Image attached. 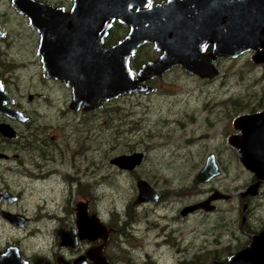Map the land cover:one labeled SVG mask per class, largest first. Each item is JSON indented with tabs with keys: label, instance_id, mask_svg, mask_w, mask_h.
<instances>
[{
	"label": "rangeland",
	"instance_id": "374dc122",
	"mask_svg": "<svg viewBox=\"0 0 264 264\" xmlns=\"http://www.w3.org/2000/svg\"><path fill=\"white\" fill-rule=\"evenodd\" d=\"M5 6L6 2H1L0 7ZM5 16L14 39L7 40L13 41L8 49L9 57L25 55L28 51L33 58L31 44L23 45L26 39H22L21 33L27 31L24 20L12 12ZM152 47L135 59L132 65L135 70L149 60L145 54ZM31 62L30 59L26 65L5 67L11 76L8 87L16 95L18 90L24 95H34L31 101L26 97L21 101L32 112L35 123L46 125L48 141L58 145L56 152H52L57 169L72 167L90 172L86 180H90L91 189L95 184L96 208L102 217L107 219L110 211L117 209L119 216L125 218L124 211L138 194L139 178L170 195V203L134 210L139 222L134 228L130 225L125 228L124 234L133 235L126 237L128 241L122 247L121 239L125 237L116 235L118 247L112 249L116 264H127L125 257L134 264H192L197 259L211 262L215 255L226 257L229 251H237L249 243L247 233L240 227L239 193L250 183L251 173L238 159L231 160L236 157H228L236 154L230 147L228 134L234 132L233 121L239 113L264 109V64L254 62L253 52L218 59L219 74L214 79L190 74L182 65L176 66L164 76L149 81L155 87L153 91L124 94L95 112L84 114L69 107L71 94L66 86L48 81L42 65ZM211 150H218L222 156L223 175L215 182H196V175ZM133 151L147 153L134 175L120 172L109 161ZM33 153L37 157L39 150ZM62 157L64 163L60 162ZM215 185L231 195L229 200L216 202L219 212L201 210L187 216L181 214L185 205L199 200ZM261 191L262 196L253 201L254 210L248 215L253 230L264 228V188ZM79 198L82 199L81 194ZM0 232L2 240L10 242L22 235L2 220ZM50 236V240L43 242L49 255L52 253L49 244L56 242L52 229ZM165 237L171 245H158ZM214 250L220 252L206 256Z\"/></svg>",
	"mask_w": 264,
	"mask_h": 264
},
{
	"label": "water",
	"instance_id": "95a60500",
	"mask_svg": "<svg viewBox=\"0 0 264 264\" xmlns=\"http://www.w3.org/2000/svg\"><path fill=\"white\" fill-rule=\"evenodd\" d=\"M14 3L39 30L42 68L47 78L60 79L71 88L70 106L74 110L93 111L124 94L151 92L155 87L147 81L164 76L175 65H182L190 74L214 79L219 74L217 60L223 57L236 58L255 51L254 61L264 63V0H169L153 4L149 0H75L70 12L36 0ZM115 19L128 25L129 30L121 40L107 46L105 40ZM148 42L159 55L135 71L132 60L139 47ZM8 101L14 99L0 78V112L27 119ZM234 125L241 132L230 137V144L238 149L244 166L258 177L243 192L246 194L264 180V109L240 114ZM0 128L13 130L8 123H1ZM145 155L144 151L122 153L110 162L132 170L143 162ZM220 174V166L211 153L196 179L208 182ZM137 185V202L158 200L159 194L148 180L141 178ZM220 196L188 205L181 214L185 216L201 208L208 211L210 201ZM5 215L16 225L24 223L19 221L22 216L10 212ZM89 232L108 235L97 216L87 218L83 211L79 236L85 237ZM60 236L61 244L77 243L75 230L62 229ZM4 258L6 262L2 264H26L15 245L0 253V260ZM73 264H84V260L80 257ZM96 264L109 262L98 253ZM212 264H264V230L254 236L250 247Z\"/></svg>",
	"mask_w": 264,
	"mask_h": 264
},
{
	"label": "flooded vegetation",
	"instance_id": "af4514ba",
	"mask_svg": "<svg viewBox=\"0 0 264 264\" xmlns=\"http://www.w3.org/2000/svg\"><path fill=\"white\" fill-rule=\"evenodd\" d=\"M36 1L48 5H53L57 8H62L66 12H70L75 4V0ZM1 2H6L7 6L0 7V30L2 31V34L0 35V78L3 81L7 93L14 99L13 102L8 101V105L16 110L21 111L27 117V119H23L20 116H13L8 113L0 112V124L8 123L13 128L11 132L6 130L4 131L0 128V220H2L5 224L10 225L13 229H15V231H20L19 234H22L21 238H18L17 241L10 242L7 240H2L3 237L0 232V253L6 252L11 245H15L19 249L21 259L26 262V264H73L75 260L80 257L83 258L84 264H96L97 255L98 253H100L109 262V264H116V260H114L112 257V249H116L118 247V245L115 243L116 235H123L125 237V240L121 239V247L125 242L128 241L126 237L133 235V233L130 232L126 233V235L124 234L125 228L127 229L129 225L134 228L139 222L140 217L138 216V214L136 217V213L134 210H137V208L139 207L146 208V206L152 204L157 205V203L161 202H164V204H166L167 202L170 203V195L166 196L163 192L161 193L160 190H157L151 184L159 194L158 200L137 202V194L135 196L134 203L132 205H129L127 210L124 211L125 218H121L119 216L121 215L120 211L115 209L111 210L109 217L105 219L101 216L100 212L96 208L95 184L91 189V186L89 184L90 180H86V178H88L87 174L90 172L86 169L85 171H83L81 170V168L73 169L72 167H61L60 170L57 169V159L56 157H53L55 154L52 152H56V150L58 149V145L56 143L48 141L49 136L47 134L46 125L39 126L37 123H35V120H33L32 118V112L28 110L25 102L21 101V98L24 97L31 101L34 98V95L32 93H29L28 95L20 93L17 86L16 87L19 94L16 95L15 93L11 92L8 87V82L11 79L10 70L5 68L8 66H15L17 64L26 65L30 63V59L32 62H38L42 65L41 56L38 54L41 34L37 27L31 24L29 16L19 11L16 4L14 3L15 0H0V6ZM149 2L151 4L164 3L169 2V0H149ZM34 3L38 4L36 2ZM9 12H12L18 18H22L26 23L25 28L27 29V31L21 33V35L22 39H26V41L23 42L24 46H28L27 44H31L29 48L32 50L33 58H30L28 51L25 52V55L13 58L9 57L8 49L13 43V41L7 42V40H9L10 38L13 39L10 27H8L7 24V18L5 16ZM116 24L127 26L129 30L128 25L120 22L118 19H115L105 40V44L107 46H111L116 43L109 42L111 33ZM127 32L124 34V36L127 34ZM210 48H212L211 45ZM251 52H253L254 56L255 51ZM176 66L179 65H175L174 67ZM48 81L66 86L70 90L72 102V90L66 85L64 81L53 78H48ZM149 81L147 82L149 83ZM70 104L69 107L71 108ZM71 110L77 113L84 114L95 112L97 109L93 111H85L82 108H80L79 110H74L71 108ZM261 110H263V108L258 110H251L249 112L243 111L237 116L242 113H254ZM233 126L235 129L234 132L228 134L229 144L230 137L241 132L240 129H237L235 127L234 121ZM45 146L49 148L45 150ZM230 147L235 149L236 154H231L228 157H236V159L231 160L238 159L239 161H241L238 149L231 144ZM34 150H39L37 157L35 155L36 152L33 153ZM77 153V150L73 152L74 155H76ZM211 153L216 157V160L221 169V174L208 182H200L197 179L195 180L196 182L205 184L215 182L216 178L223 175L224 169L223 162L220 161L222 159V156H220V152L218 150H211L206 155V159ZM146 157L147 153L145 155V158ZM145 158L143 162L145 161ZM60 162L64 163L65 158L62 157ZM143 162L132 170L120 168V172L134 175L139 167L143 164ZM246 170L251 173V180L246 188L239 193L242 202V221L240 227L245 231V233H247L249 243H247L244 247L238 249L237 251H233L231 253L229 251L226 257H223L224 254L220 255L223 258L215 255L216 258H214L211 262L197 259L194 260L192 264H212L214 261L226 260L231 255L239 252L241 249L250 247L252 245L254 236L264 230V228H262L261 230H253L248 223V215L251 214L255 207L253 201L259 199L262 196L261 190L264 188V180L260 183L256 190H251L250 192L243 194V192H246V189H248L249 186L254 185L258 181L257 174L254 171L247 168ZM80 194L82 196V199L79 198ZM217 194H219V196L220 194H226L229 197L224 198L220 196L219 198L211 200L209 203L210 210L208 211L204 208H201L190 212L189 214L201 210H204L208 213H217L220 211V208L216 205V202L219 200L231 199L230 194L221 191L217 186L213 189L212 187L207 189V192L204 196L193 203L185 205L182 210L188 205L206 201L211 196ZM83 211L85 212L87 218L97 216L100 219V221L105 225L108 231V235L106 237L101 235L96 236L94 232H89V234L85 237L79 236V221L81 220V212ZM8 212L22 216L19 218V221L22 220L24 223L22 225H16L12 223L5 215V213ZM83 223L85 224L84 219ZM51 229L53 230L56 242H52V244H49L50 248L52 246V253L51 255H49L47 254V252H45L43 242L48 238L49 240L51 239ZM62 229L63 231L68 232H73V230H75L76 234L78 235L77 243L75 244V246L61 244L62 238L60 236V231ZM168 239L169 238L165 237V239H163L161 242H158V245H171ZM216 252L220 251H209L206 256H209L211 253L216 254ZM4 262H6V258L0 260L1 264ZM124 262L127 264H134L132 259H128L126 257L124 258Z\"/></svg>",
	"mask_w": 264,
	"mask_h": 264
},
{
	"label": "trees",
	"instance_id": "16d2710c",
	"mask_svg": "<svg viewBox=\"0 0 264 264\" xmlns=\"http://www.w3.org/2000/svg\"><path fill=\"white\" fill-rule=\"evenodd\" d=\"M128 31V27L121 25V24H116L114 26V29L111 33V38L109 39L110 43H114L117 42L119 39H121L124 34ZM153 46V44L151 42L145 43L143 44L141 47H139L136 55L134 56L133 60H132V65L133 62L135 61V59L139 58L140 55L143 54L144 50H147L148 48H151ZM145 55L148 56V59H152L158 56V52L152 47L150 52H147ZM147 60V59H146ZM146 60L144 62H146ZM141 67V66H140Z\"/></svg>",
	"mask_w": 264,
	"mask_h": 264
}]
</instances>
